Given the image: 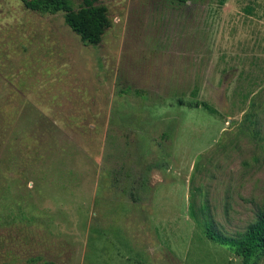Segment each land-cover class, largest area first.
I'll return each mask as SVG.
<instances>
[{"label": "rangeland", "instance_id": "rangeland-1", "mask_svg": "<svg viewBox=\"0 0 264 264\" xmlns=\"http://www.w3.org/2000/svg\"><path fill=\"white\" fill-rule=\"evenodd\" d=\"M97 4L90 44L0 0V264H245L208 221L264 210V0Z\"/></svg>", "mask_w": 264, "mask_h": 264}, {"label": "trees", "instance_id": "trees-1", "mask_svg": "<svg viewBox=\"0 0 264 264\" xmlns=\"http://www.w3.org/2000/svg\"><path fill=\"white\" fill-rule=\"evenodd\" d=\"M74 1L24 0L25 5L33 10L52 14L64 12L66 23L84 42L90 44L100 43L106 29L110 26L107 7L97 4L99 0H77L80 1V4L75 7ZM180 1L186 2L189 0ZM193 106H203L212 113H218L216 108L205 101L195 102ZM192 215L195 217L194 213ZM213 227V224L208 221V231L211 238L217 243L232 249L244 259L245 264H248L253 258L264 254V210H260L256 220L248 226L244 233L236 237L225 236ZM34 261H42V257H35L28 262ZM43 263L50 264L47 260H43Z\"/></svg>", "mask_w": 264, "mask_h": 264}]
</instances>
